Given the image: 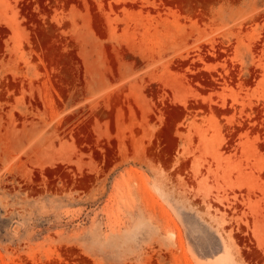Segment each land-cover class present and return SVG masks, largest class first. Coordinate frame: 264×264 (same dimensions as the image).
I'll use <instances>...</instances> for the list:
<instances>
[{"label":"rangeland","instance_id":"374dc122","mask_svg":"<svg viewBox=\"0 0 264 264\" xmlns=\"http://www.w3.org/2000/svg\"><path fill=\"white\" fill-rule=\"evenodd\" d=\"M0 264H264V0H0Z\"/></svg>","mask_w":264,"mask_h":264}]
</instances>
